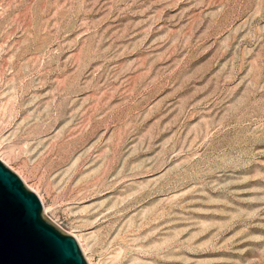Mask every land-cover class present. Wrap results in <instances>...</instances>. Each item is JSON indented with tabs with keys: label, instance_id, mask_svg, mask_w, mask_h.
Here are the masks:
<instances>
[{
	"label": "rangeland",
	"instance_id": "rangeland-1",
	"mask_svg": "<svg viewBox=\"0 0 264 264\" xmlns=\"http://www.w3.org/2000/svg\"><path fill=\"white\" fill-rule=\"evenodd\" d=\"M0 161L88 264H264V0H0Z\"/></svg>",
	"mask_w": 264,
	"mask_h": 264
},
{
	"label": "water",
	"instance_id": "water-1",
	"mask_svg": "<svg viewBox=\"0 0 264 264\" xmlns=\"http://www.w3.org/2000/svg\"><path fill=\"white\" fill-rule=\"evenodd\" d=\"M0 264H88L75 237L44 216L36 193L1 161Z\"/></svg>",
	"mask_w": 264,
	"mask_h": 264
}]
</instances>
